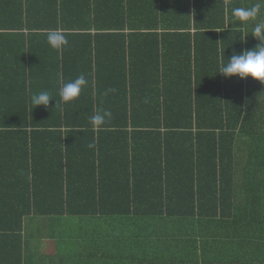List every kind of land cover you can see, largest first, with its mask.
<instances>
[{"label": "trees", "instance_id": "1", "mask_svg": "<svg viewBox=\"0 0 264 264\" xmlns=\"http://www.w3.org/2000/svg\"><path fill=\"white\" fill-rule=\"evenodd\" d=\"M45 1L50 6L40 5L44 8L34 14L28 0L26 12H14L13 2L0 0V22L22 23L30 33L43 27L69 32L75 27L68 22L76 18L79 30L95 31L89 35L93 38L103 30L129 31L117 35L129 43L143 31L151 39L160 36L155 15L139 20L123 0L110 13H98L96 0L67 8L57 0L52 5L38 0ZM140 49L146 53L148 46ZM189 64L188 73L199 74L198 66ZM82 68L87 85L74 103L64 104L57 93L51 109L20 111L18 126L3 125L1 113H9L0 110V135H27L29 120L31 135L56 136L61 159L59 169L48 174L35 161V188L27 204L15 190H0V264H25L30 215L91 217L126 241L137 238V243H124L128 251L114 254L113 264H264V91L256 106L246 108L245 79L221 74L216 80L225 84V96L222 90L220 95L217 89L208 92L199 79L196 90L189 85L173 94L157 89L143 97L126 88L93 93L108 89L112 73L83 62ZM144 99L154 108L140 103ZM105 111L111 118L93 130L90 117ZM237 134L242 154L236 153ZM75 167L77 176L71 174ZM123 183L128 188L122 189ZM98 216L103 220H95Z\"/></svg>", "mask_w": 264, "mask_h": 264}, {"label": "crops", "instance_id": "2", "mask_svg": "<svg viewBox=\"0 0 264 264\" xmlns=\"http://www.w3.org/2000/svg\"><path fill=\"white\" fill-rule=\"evenodd\" d=\"M4 1L14 3V12H26L25 0L24 5H20V0ZM79 1L83 7H87L90 1L93 2L57 0L58 4H63L65 8L77 5ZM51 2V5L55 4V0ZM120 2L121 0H96L97 11L114 12ZM123 2L126 7L131 6V11L139 14V20L146 19L144 15L148 13L158 18L157 30L160 36L157 40L154 36V39L146 37L143 31L144 33H138L129 43L128 40L123 41V38L117 36L128 34L129 31L120 33L114 30H103L102 34L93 38L89 35H95V31L79 30L76 27L79 23L74 18L70 19L68 25L75 28L69 32L59 29L68 44L53 50L47 42L50 30H46L53 28L43 27L42 30L30 33L22 23L0 22V110L9 113H1L3 125L18 126L20 122L23 123L20 111L51 109L52 100L47 108H35L31 103V96L43 91H47L52 97L60 94L66 82L85 74L82 62L112 73L111 82L106 85H110L108 89L104 92L105 87L95 88L93 93L115 94L126 88L128 94L134 92L143 97L157 89L165 93L171 91L173 94L178 90L188 89L189 85L196 90V80L199 79V86L207 87L208 92L217 89L220 95L222 90V95L225 96V84L220 85L221 81L216 80L221 79L222 65L226 64L233 52L241 53L258 45L259 41L252 37V27L256 22H264V12L256 21H249L247 26L235 21L231 14L233 8L250 7L256 0ZM222 2L224 6L220 7ZM40 5L50 6V3L28 0L29 12L36 14L44 8ZM198 22L201 23L199 27ZM174 24H178L179 30L174 29ZM102 25H106V21ZM181 33L186 34L176 36ZM156 44L159 46L158 61ZM142 46H148L146 53L141 51ZM125 51L133 57L128 53L125 56ZM147 51L153 56H149ZM190 61L193 68L198 66L199 74L188 73ZM236 78L234 77L235 80ZM260 91H264L263 84L251 78L244 80L243 101L246 108L256 106L254 102L260 100ZM144 102L150 103L154 108L153 101L140 100V103ZM79 104L81 106V103ZM39 121L43 122V119ZM27 123V135L19 131L0 135V190L4 189L6 194L15 190L21 198L26 196V204L35 188V161L39 160L42 171L48 174L59 169L61 160L59 147L53 144L56 136L44 133L31 135L32 123L29 120ZM43 140L49 145L42 144ZM242 141L237 134V154H242ZM66 170L64 164L63 176L66 175ZM71 174L79 175L78 167L71 168ZM42 175L46 174L42 172ZM40 186L46 185L40 183ZM120 186L122 189L128 188V184L123 183ZM21 202L23 203V198ZM102 218L95 217V220H103ZM26 223L28 245L27 253L23 256L25 264H113L114 254L128 251L124 243H137V238L126 241L113 229L103 230L91 217L66 215L54 218L30 215ZM124 264L137 263L129 260Z\"/></svg>", "mask_w": 264, "mask_h": 264}, {"label": "clouds", "instance_id": "3", "mask_svg": "<svg viewBox=\"0 0 264 264\" xmlns=\"http://www.w3.org/2000/svg\"><path fill=\"white\" fill-rule=\"evenodd\" d=\"M264 12V0H256L250 7H237L232 9V16L242 26H247L249 21H256ZM252 37L259 41L258 45L250 50L241 53L233 52L227 63L222 65L220 74L226 78L237 77L241 80L251 78L253 81L264 84V22H256L252 27ZM47 42L53 50H58L68 44L67 39L62 34V30H50ZM87 85V80L83 74L74 80L66 82L60 90L61 101L64 104L74 103L80 96L82 89ZM54 98L47 92H39L31 96V103L35 108L39 106L48 107L49 102ZM111 112L105 111L90 117V124L93 130L101 128L106 118H111ZM93 147L92 144L88 145Z\"/></svg>", "mask_w": 264, "mask_h": 264}]
</instances>
